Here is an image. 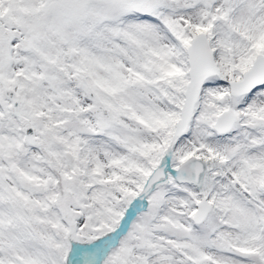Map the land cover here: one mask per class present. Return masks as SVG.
<instances>
[{"label":"snow or ice","instance_id":"6c2138e0","mask_svg":"<svg viewBox=\"0 0 264 264\" xmlns=\"http://www.w3.org/2000/svg\"><path fill=\"white\" fill-rule=\"evenodd\" d=\"M0 264H264V0H0Z\"/></svg>","mask_w":264,"mask_h":264}]
</instances>
